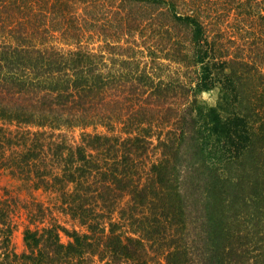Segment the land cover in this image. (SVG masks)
I'll return each instance as SVG.
<instances>
[{
    "label": "trees",
    "instance_id": "trees-1",
    "mask_svg": "<svg viewBox=\"0 0 264 264\" xmlns=\"http://www.w3.org/2000/svg\"><path fill=\"white\" fill-rule=\"evenodd\" d=\"M0 122V167L77 224L0 198V264H264V0H0Z\"/></svg>",
    "mask_w": 264,
    "mask_h": 264
},
{
    "label": "rangeland",
    "instance_id": "rangeland-1",
    "mask_svg": "<svg viewBox=\"0 0 264 264\" xmlns=\"http://www.w3.org/2000/svg\"><path fill=\"white\" fill-rule=\"evenodd\" d=\"M146 44H148V43H146ZM90 47H91V45H90ZM141 50L143 53V55H141L143 62L147 61L149 64L150 59L148 57L147 58L144 57L147 54L145 46H143V48H141ZM158 61H160V60H158ZM165 63H167V62H165ZM177 67H178V65L170 64V66H168L167 69L169 71H171L172 73L176 72L178 77L182 76L184 74V72L187 71V70H185V68H181V67L177 68ZM148 68H150V70H152V68L154 69L155 66L153 63H150L148 65ZM156 72L159 74V76L161 78H162V74L166 75V71H164V70H156ZM174 76H176V75H173V77ZM217 96H218V89L213 88L209 92H204V93L200 94L199 98L203 102H205L207 105L214 106L215 102L217 100ZM0 124H1V122H0ZM5 126H9V128H11L12 130L15 129V125H12V124L5 125ZM117 128H119V126H117ZM86 132H91V133L101 132L102 133V132H105V129H103L100 126H98L96 128L89 127L86 129ZM58 133L63 134L65 136L66 141L72 145H76L79 143V138H80V133H81L80 129H77V128L62 129L60 131L54 132L55 135ZM154 143H153V145H154ZM156 154L158 155V152H156V150H154V152H153L152 148L149 149L148 158L146 157L144 159L145 165L143 168H147L148 164H150L154 160ZM22 186H23L22 180L19 179L17 177V175L13 176L11 173H9L8 171H6L0 167V198L1 199L18 196L22 203L27 204V203H30L32 201L43 203L44 206H47L51 209V215H50V217H47L48 219H47V221H45V223L50 222V220H56L59 224H61L62 226L68 227V228L77 226L76 223L72 222V220H70L65 214H63L59 211V209L56 206L57 202L55 200H53L54 199L53 197L55 196V194L53 192L43 191L42 189H38V190L32 189L29 192V191H27L28 190L27 187H26L27 189H25L24 187L22 188ZM126 202H127V197H124L123 199H121L119 201L118 207L119 208L124 207ZM116 214H117V212H115L113 214V220H117ZM11 217H12V219H11L12 223L15 226V228L13 230V234H12V248H13L14 252L20 254L24 250V244H23V240H22V232L25 229L28 221L26 219V215L24 214V210H22L20 208L15 209V211L13 212ZM246 220H247V218H246ZM62 241L66 242L67 238L65 236H62ZM94 264H103V263L95 261ZM161 264H164V263L162 262Z\"/></svg>",
    "mask_w": 264,
    "mask_h": 264
}]
</instances>
